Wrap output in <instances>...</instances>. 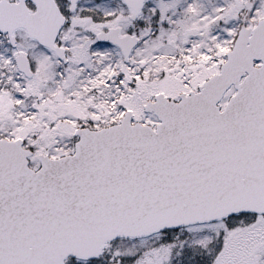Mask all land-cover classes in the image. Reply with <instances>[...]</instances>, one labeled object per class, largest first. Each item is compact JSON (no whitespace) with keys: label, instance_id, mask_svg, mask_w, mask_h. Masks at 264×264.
Masks as SVG:
<instances>
[{"label":"snow or ice","instance_id":"6c2138e0","mask_svg":"<svg viewBox=\"0 0 264 264\" xmlns=\"http://www.w3.org/2000/svg\"><path fill=\"white\" fill-rule=\"evenodd\" d=\"M0 264H264V0H0Z\"/></svg>","mask_w":264,"mask_h":264}]
</instances>
